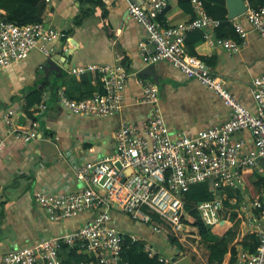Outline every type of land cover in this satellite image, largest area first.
Listing matches in <instances>:
<instances>
[{"label": "crops", "instance_id": "crops-1", "mask_svg": "<svg viewBox=\"0 0 264 264\" xmlns=\"http://www.w3.org/2000/svg\"><path fill=\"white\" fill-rule=\"evenodd\" d=\"M165 1L167 14L161 21L162 14L157 17L163 27L191 20L192 13L181 8L178 0ZM100 2L99 5L83 4L81 0H49L47 3L45 21L67 34L66 38L49 45L54 51L51 57L61 68V72L51 76V88L45 85L42 72L49 57L37 49L26 59L0 72V133L6 140L5 151L0 152V257L45 239L74 232L91 222L93 213L89 212L59 222L51 221L36 201L35 193L81 189L84 184L75 178L78 166L113 156L117 151L116 132L123 124L142 130L152 113V106L144 102L141 78L158 86L161 110L173 140L182 134L194 136L229 119L228 108L215 92L188 79L168 62L157 63L155 73L149 78L141 75L147 67L139 52V43L145 38V32L128 14V6L135 3L148 8L152 0ZM241 21L249 36L246 46L236 54L229 55L223 48L211 46L208 42L196 44L191 51L186 40L185 48L189 55L205 58L211 70L224 78L231 93L256 114L252 83L264 73V36L252 31L244 17ZM217 30H209L214 39L218 37ZM233 37L230 39L239 41L236 32ZM193 42L190 41L192 45ZM90 64H120L131 74L124 88L123 108L113 116L78 115L60 104L62 96L83 100L102 92L99 73L71 74V68ZM32 91L42 95L41 104L46 105L45 110H40L41 104L27 110ZM9 109L17 112L16 125L24 129L31 127L33 120L29 113H32L39 123L36 140L21 143L9 133L4 123ZM235 138L245 141L244 153L254 149L249 131H242ZM47 140L53 142L59 152L53 149L50 160L42 150L43 142ZM262 168L263 171L247 174L249 185L247 183L242 192L226 194L223 221L211 227L219 236L231 232L234 237L221 264H233L240 250L251 252L256 246V226L252 227L243 220L237 209L243 202L264 195V183L259 184L260 178L264 179V165ZM111 218V224L122 233L136 235L159 248L167 257H175L176 246L171 243L172 238L168 240L151 227L119 212H112ZM186 221L184 257H189L194 264H211L210 251L206 244L204 247L205 242L194 226L195 219L188 214ZM61 259L64 264H76L69 250L63 251Z\"/></svg>", "mask_w": 264, "mask_h": 264}, {"label": "built area", "instance_id": "built-area-1", "mask_svg": "<svg viewBox=\"0 0 264 264\" xmlns=\"http://www.w3.org/2000/svg\"><path fill=\"white\" fill-rule=\"evenodd\" d=\"M193 2L196 18L168 27L157 21L166 8L165 0H152L148 8L129 3L128 14L145 32L139 52L146 66L168 62L188 79L215 92L228 108L229 119L194 136L182 134L173 140L161 110L158 86L141 78L144 102L152 106L142 130L123 124L116 132L117 151L113 156L78 166L75 178L84 184L81 189L35 193L36 201L51 221L59 222L89 212L93 213L91 222L74 232L8 253L0 257V264H64L61 253L65 246L77 248L88 257L89 261L82 264H128L123 253L136 243L143 245L150 258L174 264L185 256L188 214L184 197L190 187L213 183L215 197L197 206L201 221L211 228L223 221L226 191L242 192L247 184L245 175L263 171L259 159L264 161V73L252 83L257 109L253 114L226 87L224 78L215 74L202 59L189 55L185 45L188 35L199 30L206 32L204 37L209 45L221 47L229 55L238 53L246 46L249 36L241 18L247 20L252 31L264 36V5L249 6L242 17L228 19L239 36V41H234L212 38L209 30L218 29L222 22L207 13L202 0ZM66 37L67 34L46 21L27 26L0 21V72L26 59L35 49L50 58L54 51L49 45ZM70 71L76 76L99 73L102 92L83 100L62 96L63 107L74 114L94 118H107L122 110L124 88L131 75L122 65L90 64L73 67ZM39 108L45 110L46 105L41 104ZM16 117L13 109L4 116L9 133L21 143L36 140L39 123L34 121L31 127L24 129L17 127ZM242 131H249L253 137L254 149L248 153L243 151L245 141L235 138ZM5 149L6 140L0 133V152ZM117 163L121 164V169ZM127 169H132V173L123 182ZM218 191H222L220 197ZM112 212L149 226L168 240H177L180 245H175V257H167L136 235L122 233L111 224ZM237 213L250 226H256L258 245L254 253L240 250L233 264H264V195L243 202ZM153 215L161 222L153 219Z\"/></svg>", "mask_w": 264, "mask_h": 264}, {"label": "trees", "instance_id": "trees-1", "mask_svg": "<svg viewBox=\"0 0 264 264\" xmlns=\"http://www.w3.org/2000/svg\"><path fill=\"white\" fill-rule=\"evenodd\" d=\"M194 0H178L179 6L186 9L188 12L192 13V18L189 22L195 19L196 14L194 10ZM204 2V7L207 13L216 20H220L222 25L217 30L218 38H234L233 34L235 32L232 23L228 20V11L226 8L225 0H202ZM83 4H101L100 0H81ZM249 6L251 7H260L264 5V0H247ZM47 10L46 0H0V21L6 19L10 23H15L19 26H27L30 24L42 23L45 22V13ZM167 10L163 12L162 16L159 17V20L165 15ZM160 20V21H161ZM187 23V22H186ZM179 24V23H178ZM177 25V24H175ZM190 41H194L193 45ZM207 43L202 31L196 30L191 32L188 35L187 45L191 51H194L196 44ZM191 44V45H190ZM205 59V58H201ZM205 61V60H204ZM42 95L38 91H32L31 95L28 98L27 110L34 107L36 104H41ZM31 119L36 121V118H33L32 113H29ZM32 122V123H33ZM248 175H245V179L249 185ZM264 183V179L260 178L259 184ZM229 191H226V194L229 195ZM215 193L213 191V183L205 182L196 184L190 187L186 192L184 197L185 210L186 212L195 219L194 226L197 227L199 234L207 248L210 251L209 262L214 264L217 262L221 264L228 253L229 244L233 241L234 237L231 232L227 233L225 236H219L216 234L212 228L206 227L201 221L200 216L197 211V206L203 201L213 199ZM158 222H161V219L158 216H152ZM256 240V246L251 249V252H255L258 239ZM171 243L178 245V241L174 238L171 239ZM143 245L141 243H136L126 249L123 253V258L127 261L128 264H164L158 258H150L143 250ZM64 250L70 251V256L75 258L76 264H82L89 261L88 257L79 252L77 248H71L68 246L64 247ZM63 250V251H64ZM62 251V253H63ZM61 253V254H62ZM82 255H80V254Z\"/></svg>", "mask_w": 264, "mask_h": 264}, {"label": "water", "instance_id": "water-1", "mask_svg": "<svg viewBox=\"0 0 264 264\" xmlns=\"http://www.w3.org/2000/svg\"><path fill=\"white\" fill-rule=\"evenodd\" d=\"M225 1H226V8L228 11V19L231 21L242 17L247 12L249 7L247 0H225ZM7 22L8 21L6 19L3 20V23H7ZM155 68H156V64L149 65L145 67L141 75L144 76L145 78H149L150 76H153V74L155 73ZM42 72L44 74L43 80L44 83H46L45 85H48V87L51 88V84H52L51 76L57 75L59 72H61V68L57 65L56 59L50 57L46 61L45 65H43ZM53 149L56 153L58 152L57 146L53 142L48 140L43 142V146H42L43 154L46 157H48L49 160L53 158V156H51ZM259 161L262 165H264V161H262L261 159H259ZM117 167L121 169V164L117 163ZM131 173H132V169H127L124 171L123 182H125L126 178ZM217 195L218 197H220L222 195V191H218ZM174 264H194V263L189 257H184L176 261Z\"/></svg>", "mask_w": 264, "mask_h": 264}, {"label": "rangeland", "instance_id": "rangeland-1", "mask_svg": "<svg viewBox=\"0 0 264 264\" xmlns=\"http://www.w3.org/2000/svg\"><path fill=\"white\" fill-rule=\"evenodd\" d=\"M204 247L206 248V245H205V243H204ZM199 248V247H198ZM187 251V250H186Z\"/></svg>", "mask_w": 264, "mask_h": 264}]
</instances>
